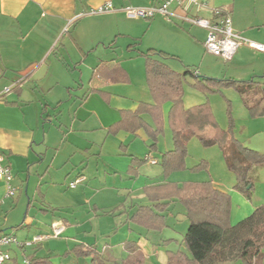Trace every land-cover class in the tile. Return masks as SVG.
Returning <instances> with one entry per match:
<instances>
[{"label":"crops","instance_id":"0c3cea01","mask_svg":"<svg viewBox=\"0 0 264 264\" xmlns=\"http://www.w3.org/2000/svg\"><path fill=\"white\" fill-rule=\"evenodd\" d=\"M163 1L0 0V93L12 87L10 93L0 98V153L12 170L13 185L17 189L15 197H8V188L0 181V234L14 235L20 245L5 248L11 255L5 264H25V260L29 264H143L147 242L144 244L142 239L145 237L148 241L150 233L160 234L169 227L166 213L171 205L164 213L166 227L161 231H149L131 219L140 207L151 204L144 189L161 183L150 182L159 177L152 166L159 165L161 156L172 149L166 146V152H159L157 148L150 153V141L144 130L135 135L109 132L121 120V112L135 111L142 102H153L143 54L150 50L168 53L170 57L158 54L151 57L181 74L190 67L199 77L243 83L264 80V53L242 45L226 65L205 49L207 31L185 21L186 13L176 6L171 9L170 20L162 16L152 20L130 19L124 11L127 6L149 7ZM108 2L113 4V11L75 19ZM208 2L212 9L225 7L223 0ZM230 11L233 16V8ZM202 16L211 18L212 13L206 11ZM232 20L235 31L243 38L264 44V24H245L233 17ZM104 65L108 69L103 70V75H97V69ZM113 65L126 71L127 82L114 80V73L110 71ZM194 80V76H187L184 89L186 83L191 86ZM229 90L238 93L230 88L217 94L224 97ZM200 93L203 96L188 94L185 90V107L205 102H211L212 109L218 106L216 94ZM241 101L244 105L242 98ZM169 108V104L163 106L164 130L166 125L169 127ZM145 118L152 122L149 117ZM103 134L105 139L101 140ZM132 137L144 139L148 148L145 157L149 155L156 164L149 160L150 166L144 170L148 161L130 151ZM111 141L116 153L109 156L112 164L106 163L105 175L122 177L125 173L131 181L144 178L146 183L140 189L149 204H131L135 209L132 213L122 211L115 201L100 206L96 200L87 199V189L93 184L90 182L93 174L89 172L91 161L97 157L104 160L103 149ZM114 160L123 162L122 167L113 163ZM80 176L86 180L70 188V183ZM208 181L231 199L241 196L216 180ZM62 182L75 192L71 196L73 201L66 205L73 209L71 213L55 201L54 194ZM245 204L246 215L257 207ZM75 207L83 211L78 213ZM123 213L125 220L115 219ZM103 215L108 216V222L102 221ZM55 222L65 225L59 237L31 244L37 236L50 235ZM187 227L188 224L180 232L179 251L167 250L168 264L172 254L178 256V264L192 259L183 241ZM136 235L140 237L137 240Z\"/></svg>","mask_w":264,"mask_h":264},{"label":"trees","instance_id":"16d2710c","mask_svg":"<svg viewBox=\"0 0 264 264\" xmlns=\"http://www.w3.org/2000/svg\"><path fill=\"white\" fill-rule=\"evenodd\" d=\"M154 54L171 56L157 50L143 54L146 82L153 102H142L135 111L121 112V120L112 125L109 132L116 135L123 131L135 135L144 130L150 141V153L155 152L164 132L163 106L169 104L167 120L174 148L161 156L159 164L164 178L168 179L174 172L188 169V145L192 139L199 138L205 147L220 148L228 170L235 175V190L251 197V172L255 167L264 166V154L245 147L230 136L229 132L222 131L210 102L186 108L184 80L189 75L194 76L191 87L207 95L222 93L224 89H235L253 118L264 117V80L243 83L232 79L199 77L195 76L196 70L190 67L181 74L151 57ZM105 68L108 69L105 65L97 69V75H103ZM110 71L114 73V80L128 81L126 71L119 65L110 66ZM228 115L232 122L230 101ZM146 116L151 119V123L146 120ZM208 128L214 131L210 138L204 136ZM148 159L152 158L147 155L143 161H149ZM207 169L206 161L191 168L192 171ZM144 190L151 204L140 207L131 221L149 231H161L166 227L164 213L171 203L177 202L186 209L189 228L183 241L192 258L186 264H264V203L257 206L251 215L233 225L230 195L217 190L210 181H189L182 184L168 181L153 184ZM3 234L6 233L0 235ZM169 261L170 264H178V256L170 255Z\"/></svg>","mask_w":264,"mask_h":264},{"label":"rangeland","instance_id":"374dc122","mask_svg":"<svg viewBox=\"0 0 264 264\" xmlns=\"http://www.w3.org/2000/svg\"><path fill=\"white\" fill-rule=\"evenodd\" d=\"M224 6L228 7L230 10L233 8V18L238 19L239 21L245 24H264V0H223ZM256 29V28H254ZM264 34V30L263 33ZM249 40V39H248ZM194 58V55L192 56ZM223 63V61H220ZM178 63H181L180 61ZM182 65V64H181ZM226 65H229L226 62ZM183 66V65H182ZM211 77V76H210ZM220 78V77H215ZM185 90L188 94H195L203 96L200 92L194 90L187 83L185 84ZM215 99H217L218 106L215 107L213 113L215 115L216 121L218 123L219 128L222 131L229 132V135L240 142L247 148L258 151L261 154H264V117L263 118H253L250 116L249 112L244 107L241 98L238 93L233 90H229L225 96L216 94ZM206 98V97H205ZM211 98V97H209ZM187 99L190 100V96H187ZM228 101H231L232 104V117L233 121H230L228 115ZM211 104V102H210ZM212 105V104H211ZM213 129L208 128L204 132V136L207 138L212 137ZM99 137V136H98ZM104 140L105 134L101 136ZM99 139V138H98ZM112 139V138H111ZM130 151H132L138 157H145L147 153V145L144 139L140 137H132L130 139ZM149 144V143H148ZM166 146H169L170 150L173 149L172 142V132L170 128L166 125L165 130L162 134V137L159 141L158 148L159 152H166ZM114 145L111 141L104 149V160L99 159V157L93 158L89 167V172L93 174L90 179L91 188L87 189V199L96 200L101 206L102 204H107V202L115 201L117 206H121L122 211H129L132 213L135 209L131 208V204H139V205H147L149 204L148 199L145 197L143 192L141 191V187L144 183V178L135 182V180H129L130 178L123 173L116 176H106L104 173V167L112 164L109 158L112 153L115 152L116 149H113ZM157 152L156 155L159 154ZM116 153V152H115ZM160 156V155H159ZM114 158V156H111ZM110 159V160H109ZM206 161L208 163L207 170L200 171H192L190 169L184 170L182 172H177L179 174H173L168 179H165L162 175V169L160 164L157 166H152L155 172H159V177L154 178L150 182H164V181H174L178 182H188V181H197L204 182L208 180H216L218 184L222 185L226 189L234 190L236 185L235 175L230 172L226 166L225 159L219 147H205L200 142L199 138H194L190 141L188 145V159L187 165L188 168H193L195 165H198L200 162ZM118 166L122 167L123 162L113 161ZM150 161L148 164L144 165V170L150 166ZM97 170L99 171V175H97ZM179 175V176H175ZM176 177H178L176 179ZM251 179L253 182V190L251 197H247L244 194L238 192L241 196H237L240 198L231 199L233 214H232V223L237 224L242 219L246 218L249 215L245 212V203L251 206H260L264 203V166L255 167L251 172ZM89 182V183H90ZM149 182V184H150ZM62 184V185H61ZM59 186V190L55 193V201L59 202L65 207L67 213L72 212L69 203L72 200V194L75 193L73 190L68 189V186L62 182ZM114 186L113 188H111ZM116 187V188H115ZM82 189V188H79ZM229 195V194H228ZM67 205V206H66ZM256 208V207H255ZM83 211L81 208H74V210ZM121 212V211H119ZM117 212V213H119ZM101 214V213H100ZM252 214V213H251ZM250 214V215H251ZM115 219L125 220L126 214H118ZM167 222L169 227L164 230L162 233H150L148 236V241H146L145 237L142 239L144 244L147 242V246L144 248L146 252V259L143 264H168L167 250H172L174 252L179 251L180 243L182 240V236L180 232H184L186 226L188 224L187 230L189 228V221L186 217L185 208L175 202L172 203L168 212L166 213ZM78 217V216H77ZM108 216L103 215L102 221L108 222ZM112 217V216H111ZM133 226V225H132ZM136 229H141L136 226H133ZM185 228V229H184ZM140 231V230H138ZM187 232V231H186ZM136 240L139 235H136ZM169 238H173L170 242H165L169 240ZM264 260V253H263ZM225 264H241L240 262L233 263H225Z\"/></svg>","mask_w":264,"mask_h":264},{"label":"built area","instance_id":"2783aa9c","mask_svg":"<svg viewBox=\"0 0 264 264\" xmlns=\"http://www.w3.org/2000/svg\"><path fill=\"white\" fill-rule=\"evenodd\" d=\"M176 6L185 12L183 19L191 24L200 26L207 31L206 40L204 43L205 49L220 57L225 62L231 61L236 55L238 49L242 45H247L257 52L264 53V44L254 43L243 38L233 27V20L231 11L225 7L210 8L208 0H164L162 3L156 6L149 7H134L127 6L124 11L130 19H144L152 20L157 16H162L165 19L170 20L173 16L172 7ZM115 8L111 2L105 3L97 8L91 9L88 13H82L75 19L80 18L86 14L97 15L104 14L113 11ZM210 11L212 13L211 18L202 16V13ZM194 12L193 15L191 13ZM74 19V20H75ZM12 87L5 88L0 93V98L10 93ZM153 164L157 161L154 159H148ZM85 177L80 176L72 183L70 188H75L77 185L85 181ZM0 181L4 182L8 188V197H15L17 189L13 185V173L11 168L4 163V155L0 153ZM65 230V225L61 222H55L52 225V232L50 235L37 236L33 239L31 244H39L50 237H59ZM12 244L19 245L17 239L13 235L3 234L0 235V264H5L11 260L9 251L5 248ZM29 243V245H31ZM20 246V245H19ZM25 264H29L28 260H25Z\"/></svg>","mask_w":264,"mask_h":264}]
</instances>
